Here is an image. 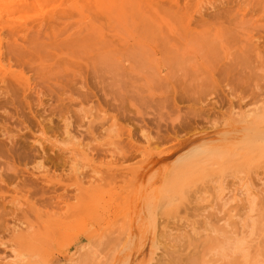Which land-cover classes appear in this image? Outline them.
<instances>
[{
	"label": "rangeland",
	"instance_id": "obj_1",
	"mask_svg": "<svg viewBox=\"0 0 264 264\" xmlns=\"http://www.w3.org/2000/svg\"><path fill=\"white\" fill-rule=\"evenodd\" d=\"M0 12V264H229L237 240L246 252L258 237L249 264H264V0H0ZM198 148L241 154L167 200L171 170Z\"/></svg>",
	"mask_w": 264,
	"mask_h": 264
},
{
	"label": "bare ground",
	"instance_id": "obj_2",
	"mask_svg": "<svg viewBox=\"0 0 264 264\" xmlns=\"http://www.w3.org/2000/svg\"><path fill=\"white\" fill-rule=\"evenodd\" d=\"M198 1V0H197ZM114 2V1H113ZM197 3V2H196ZM5 6V5H4ZM10 6V5H9ZM8 6V7H9ZM6 7V6H5ZM39 7V6H38ZM15 8V7H14ZM1 13V12H0ZM11 13V12H10ZM9 14V13H8ZM12 14V13H11ZM43 14V13H42ZM42 14H40V15H42ZM1 16H2V13H1ZM8 16V15H7ZM34 16V15H33ZM43 17V16H42ZM21 21V20H20ZM18 22V21H17ZM15 23V22H14ZM30 28V27H29ZM3 31V30H2ZM1 32V31H0ZM28 32V31H27ZM26 31H25V33H27ZM20 34H22V33H20ZM23 35V34H22ZM23 37H25V36H23ZM1 38V37H0ZM5 38H6V36H5ZM4 39V38H3ZM16 39V38H15ZM2 61H1V59H0V63H1ZM4 64V63H3ZM3 67H5L4 65H3ZM0 69H2V67H1V64H0ZM7 69V68H6ZM8 70H10V69H8ZM3 72H5V71H3ZM9 72V71H8ZM11 73V72H10ZM2 74V73H1ZM0 74V75H1ZM4 74V73H3ZM13 74H14V72H13ZM12 74V75H13ZM2 76V75H1ZM5 76V75H4ZM3 76V77H4ZM18 76H21V75H18ZM24 78V77H23ZM24 80H25V78H24ZM26 81L27 80H25V83H26ZM4 82V81H3ZM1 83V82H0ZM16 83V82H15ZM4 84V83H3ZM28 88V87H27ZM2 89V88H1ZM4 89V88H3ZM29 89V88H28ZM17 97V96H16ZM17 100V99H16ZM259 110H261L262 111V109L261 108H259ZM261 111H259V113L261 112ZM256 112V111H255ZM242 112L240 111V113L239 114H241ZM262 113V112H261ZM261 113H260V115H255V116H253V117H256V116H258V119H260L259 118V116H262L261 115ZM238 114V113H237ZM238 114V115H239ZM243 114L244 113H242V116H243ZM240 116V115H239ZM238 117L239 119H241V118H243V117ZM250 117H248V119H249ZM237 118H235V120H236ZM238 119V120H239ZM248 119H246V120H248ZM256 119V118H255ZM262 119H264V116H262ZM262 119H260V122L262 123V122H264V121H262ZM233 120V119H232ZM244 120V119H243ZM250 121V120H249ZM255 121H258V120H255ZM241 122H243L244 123V121H241ZM245 122H247V121H245ZM260 122H258V123H256V124H260ZM231 123V122H230ZM236 123H239V122H236ZM252 123H254L253 121H252ZM256 124H255V126H256ZM243 125V124H242ZM245 125L247 126V124L245 123ZM261 125H264V124H261ZM255 126H253V128L255 127ZM261 127V126H260ZM246 128V127H245ZM256 128H257V126H256ZM258 128H259V126H258ZM255 129V128H254ZM237 130V129H236ZM244 130H246V129H244ZM251 130V129H250ZM253 130V129H252ZM251 130V131H252ZM256 130V129H255ZM257 131H259V132H257ZM255 132V131H254ZM253 132V133H254ZM248 133V132H247ZM250 133V132H249ZM256 133H262V132H260V130H256ZM67 134V133H66ZM262 134H264V133H262ZM71 136V135H70ZM254 136V135H253ZM113 137V136H112ZM247 137V136H246ZM259 138V137H258ZM252 139V138H251ZM246 141H248V140H246ZM258 141H259V139H258ZM257 141V142H258ZM112 142H114V140L112 141ZM261 142V141H260ZM262 142H264V139H262ZM183 143V142H182ZM190 143V142H189ZM188 143V144H189ZM107 144V143H106ZM185 144V143H184ZM187 143L185 144L186 146L188 145ZM235 144V143H234ZM214 145V144H213ZM221 145V144H220ZM220 145H218V146H220ZM230 145V144H229ZM180 146H182V145H180ZM185 146V147H186ZM210 146V145H209ZM216 146V145H215ZM184 147V146H183ZM192 148L194 147V146H191ZM189 148V149H191L192 150V148ZM212 147V146H211ZM227 147H228V145H227ZM248 147V146H247ZM180 148V147H179ZM182 148V147H181ZM180 148V149H181ZM195 148V147H194ZM200 148V147H199ZM195 149L192 153L190 152V154H191V156H189L190 154H187V156H184V157H182L181 158V160L180 161H178V163H177V165L175 166V168L173 169V170H171V172H170V175H169V178H170V180H167V181H169V183L167 184V185H169L168 187L167 186H165L166 188H168L166 191V193H165V191L164 192H162V193H164V194H166V195H164L163 197L165 198L166 197V199L168 200L169 199V201H170V198H174V197H172V196H174L175 194L177 195V193L178 194H180V195H182V192L186 189V187L188 188V184H190L191 186H192V181H196L197 182V180H193L194 179V177L192 178V179H190L191 180V182L190 183H187L188 181H189V177L190 176H192V175H195L196 173H198L199 171H201L203 168H204V164L206 163V164H208V166H209V163H210V165L211 164H213L212 166H210V168H213V166H215L216 167V165L217 164H219L218 163V161H222V162H224L225 164L227 163V162H230V161H232L233 159H235V157H236V154H239V156L237 155V157H240V152L239 153H236L237 151V149H234L235 151H233L232 150V152H231V148L229 149V150H224V149H222V150H220V151H222V152H220V153H216V152H213V151H208L207 152V150L206 151H204L205 149H206V147H205V149H204V147L202 146L201 148H203L202 150L201 149ZM223 148V147H222ZM234 148V147H233ZM240 148V147H239ZM242 148L243 149H245V152H246V150L248 151V150H251L250 149V147H248L247 149H246V147L245 146H242ZM255 148V147H254ZM257 148H259V147H257ZM256 148V149H257ZM208 149H210V148H208ZM213 149V148H212ZM218 149V148H217ZM216 149V150H217ZM226 149V148H225ZM261 151H262V148H259ZM259 149L257 150V151H259ZM78 150H80V149H78ZM82 150V149H81ZM88 151H87V153L88 152H90L89 150L90 149H87ZM179 150V149H178ZM186 150V149H185ZM214 150V149H213ZM242 151L241 150V148L240 149H238V151ZM67 151V150H66ZM70 151V150H69ZM72 151H74V149L72 150ZM75 151H76V149H75ZM85 151V150H84ZM215 151V150H214ZM219 151V150H218ZM256 151V152H257ZM62 152V151H61ZM77 152V151H76ZM82 152V151H81ZM181 152V151H180ZM233 152H235V153H233ZM244 152V151H243ZM243 152H242V154H243ZM250 152H252V150L250 151ZM260 152V151H259ZM3 153V152H2ZM22 153V152H21ZM67 153V152H66ZM74 153V152H73ZM247 153H249V151L247 152ZM246 153V154H247ZM253 153V152H252ZM254 153H255V151H254ZM258 153V152H257ZM262 153H264V152H262ZM89 154V153H88ZM261 154V152L260 153H258V154H256V155H260ZM108 155V154H107ZM110 155V154H109ZM245 155V154H244ZM262 155V154H261ZM92 156V155H91ZM112 156H113V153H112ZM246 156V155H245ZM258 156H256V157H258ZM181 157V156H180ZM255 156H254V154H252V157H251V159L252 158H254ZM67 158H69V157H67ZM75 158V157H74ZM92 158V157H91ZM262 158H264V155H262ZM261 157H260V159H261V161L262 160H264V159H262ZM72 159V158H71ZM71 159H69V162H70V160ZM240 159V158H239ZM242 159H243V157H242ZM244 159H245V157H244ZM254 159H256V158H254ZM84 160H87V159H85L84 158ZM90 160V159H89ZM152 160V159H151ZM237 160V159H236ZM236 160H233L234 162H236ZM253 160V159H252ZM252 160H251V162H252ZM74 161V160H73ZM109 161V160H108ZM220 161V162H221ZM238 161V160H237ZM257 161H259V160H257ZM260 161V162H261ZM71 162H72V160H71ZM70 162V163H71ZM102 162V161H101ZM110 162V161H109ZM111 162H112V160H111ZM208 162V163H207ZM221 162V163H222ZM233 162V163H234ZM239 162H241V159L239 160ZM243 162V161H242ZM241 162V163H242ZM245 162H246V159H245ZM106 163V162H105ZM215 163H217V164H215ZM220 163V164H221ZM231 163V162H230ZM229 163V164H230ZM244 163V162H243ZM248 163L250 164V162L248 161ZM262 163H264V161H262ZM87 164H88V162H87ZM94 164V163H93ZM112 164V163H111ZM110 164V165H111ZM215 164V165H214ZM225 164H222V165H224V166H226ZM247 164V163H246ZM92 165V164H91ZM106 165V164H105ZM104 165V167H106ZM108 165V164H107ZM146 165V164H145ZM144 165V166H145ZM239 165H240V163H239ZM238 165V166H239ZM242 165V164H241ZM257 165V164H256ZM79 166H81L82 167V165H79ZM97 166V165H96ZM207 166V165H206ZM219 167H220V165H218ZM223 166V167H224ZM228 166V165H227ZM248 167H249V165H247ZM251 167L253 166V165H250ZM94 167V166H93ZM100 167V166H99ZM110 167V166H109ZM109 167L107 168V169H109ZM246 167V166H245ZM247 167V168H248ZM251 167H249V168H251ZM68 168V167H67ZM79 168V167H78ZM77 168V169H78ZM92 168V167H91ZM98 168V167H97ZM72 169H73V165H72ZM75 169H76V167H75ZM96 169V168H95ZM101 169V168H100ZM103 169V168H102ZM111 169V168H110ZM129 169V168H128ZM206 169V168H205ZM205 169H203V171L205 170ZM216 169H217V175H218V173H223V172H221L220 171V169H219V172H218V167H216ZM226 169H228V167H226L225 168V170ZM246 169V168H245ZM88 170V169H87ZM94 170V169H93ZM130 170V169H129ZM133 170V169H132ZM135 170V169H134ZM212 170H214L215 172H216V170L215 169H212ZM224 170V171H225ZM243 170H244V168H243ZM42 171V170H41ZM73 171H75V170H73ZM81 171V170H80ZM97 171V170H96ZM98 171H99V169H98ZM105 171V170H104ZM106 171H108V170H106ZM114 171V170H113ZM136 171V170H135ZM135 171H134V173L133 174H135ZM209 171V170H208ZM208 171H206L207 172V175H208ZM245 171V170H244ZM38 172H40L39 170H38ZM38 172H37V174L35 173V175H37V176H39L40 175V173H39V175H38ZM77 173H79L80 175H78V176H81V173L79 172V170L78 171H76ZM83 172V171H82ZM85 172V171H84ZM99 172H101V171H99ZM98 172V173H99ZM109 172V171H108ZM122 172H124V174H126V172L125 171H122ZM121 172V173H122ZM205 172V173H206ZM215 172L213 173V176H216V174H215ZM241 172V171H240ZM94 174H95V172H93ZM137 173V172H136ZM204 173V177L205 178H202V179H206V178H208V177H206V174ZM210 173V172H209ZM73 174H74V172H73ZM116 174V173H115ZM129 174H132V173H130V171H129ZM211 174H212V172H211ZM215 174V175H214ZM42 175V174H41ZM40 175V176H41ZM45 174H43L42 176L43 177H45V179H46V176H44ZM77 175V174H76ZM96 175H97V173H96ZM41 176V177H42ZM73 176H75V175H73ZM84 176V175H83ZM200 176V175H199ZM198 176V177H199ZM201 176H203L202 174H201ZM200 176V177H201ZM209 176V175H208ZM212 176V175H211ZM40 177V178H41ZM90 177V176H89ZM79 178V177H78ZM77 177H76V179H78ZM81 178V177H80ZM84 179H86L85 177H83ZM88 178V177H87ZM91 178H94V177H91ZM90 178V179H91ZM95 178H97L96 176H95ZM196 179V178H195ZM80 180V179H79ZM79 180H77L78 182H79ZM87 180V179H86ZM198 180H199V178H198ZM47 181V179L45 180V182ZM88 181V180H87ZM90 181V180H89ZM96 181V180H95ZM202 181V180H201ZM93 182V181H92ZM91 182V183H92ZM193 182V183H194ZM242 182V181H241ZM49 183V182H48ZM167 183V182H166ZM80 184V183H79ZM84 184V183H83ZM138 184V183H137ZM133 185V184H132ZM82 186V185H81ZM126 186V185H125ZM194 186V185H193ZM192 186V187H193ZM79 187V185L77 186V188ZM128 187V186H127ZM164 187V186H163ZM76 188V187H75ZM165 188V189H166ZM130 189V188H129ZM164 188H162V190H163ZM189 189H191V188H189ZM235 189V188H234ZM238 189V188H237ZM200 190V189H199ZM239 190V189H238ZM90 191V190H89ZM130 191V190H129ZM190 191V190H189ZM188 191V192H189ZM86 192V191H85ZM132 192V191H131ZM241 192V191H240ZM133 193H135V192H133ZM161 193V194H162ZM234 193H235V190H234ZM83 194V193H82ZM85 194V193H84ZM88 194V193H87ZM87 194H86V196H87ZM160 194V196H162ZM242 194H243V192H242ZM89 195V194H88ZM234 195V194H233ZM94 196V195H93ZM159 196V197H160ZM188 196V195H187ZM218 196V195H217ZM235 196V195H234ZM237 196V195H236ZM84 197V196H83ZM82 197V198H83ZM89 197V196H88ZM163 197H160V199H158V202L160 203V201L163 203V200H161ZM177 197V196H176ZM181 197V196H180ZM196 197V196H195ZM87 200V202L89 201V199L87 198V197H85ZM89 198H91V197H89ZM93 198V197H92ZM97 198H99V197H97ZM233 198V197H232ZM175 200H176V198H174ZM182 200H183V198H181ZM236 199H238V198H236ZM160 200V201H159ZM169 201L167 202V204H165L166 202H165V200H164V206H162V203H161V206L163 207V209H164V207H166V206H171V207H174V206H178L179 204H172V200H171V204H169ZM184 201V200H183ZM83 202H85V201H83ZM82 202V203H83ZM93 202V201H92ZM158 202H157V206L159 207V208H161L160 207V204H158ZM85 204V203H84ZM87 204V203H86ZM155 205V206H156ZM181 205H183V204H181ZM189 205V204H188ZM21 206V205H20ZM150 206V204L148 205V207ZM249 206V205H248ZM82 207V206H81ZM81 207H79V208H81ZM249 208V207H248ZM77 209V208H76ZM158 209V208H157ZM172 209V208H171ZM80 210V209H79ZM87 210V209H86ZM233 210V209H232ZM149 211V210H148ZM174 211H175V209H174ZM250 211V210H249ZM154 212V211H153ZM166 213H167V211H165ZM229 212V211H228ZM166 213H165V215H166ZM177 213V212H176ZM125 214V213H124ZM155 214V213H154ZM169 214V213H168ZM159 215V214H158ZM162 215H164V214H162ZM129 216V215H128ZM167 216H169V215H167ZM234 216V215H233ZM71 217L72 216H70V219H69V217H68V219H69V221L71 222ZM73 218V217H72ZM114 218V217H113ZM163 218V217H162ZM232 218V217H231ZM235 218H237V216L235 215V217H234V219ZM49 219H51V218H49ZM49 219L48 220H46V221H49ZM76 219V218H75ZM130 219V218H129ZM225 218H223V220H224ZM233 219V218H232ZM251 219H253V218H251ZM40 220H42V219H40ZM78 220V219H77ZM228 220H230V218L228 219ZM43 221V220H42ZM42 221H40V222H42ZM45 221V220H44ZM65 221H67V220H65ZM64 221V222H65ZM73 221V220H72ZM126 221V220H125ZM134 221V220H133ZM221 221H222V219H221ZM243 221H245V220H243ZM260 221V220H259ZM251 222V221H250ZM46 224L48 223V222H45ZM50 223V222H49ZM48 223V224H49ZM52 223V222H51ZM58 222H55V223H53V224H57ZM62 223H63V220H62ZM61 223V224H62ZM66 224L68 223V222H65ZM64 223V229L65 228H67V226H69L70 225V223H69V225H66ZM74 223V222H73ZM72 223V224H73ZM129 223V222H128ZM23 224V223H22ZM45 224V225H46ZM246 224V223H245ZM21 225V224H20ZM50 225V224H49ZM58 225H60V224H58ZM121 225V224H120ZM128 225V224H127ZM249 225H251V227H250V229H251V232H255V231H257L258 230V227H259V225L257 226V224L253 221L251 224H249ZM24 226H25V224H24ZM30 226H32V225H30ZM30 226L27 224V228L29 227L30 228ZM47 226V225H46ZM55 227H57V226H55ZM60 227V226H59ZM62 227H63V225H62ZM62 227H60L62 230H63V228ZM70 227V226H69ZM179 227V226H178ZM247 227V226H246ZM17 228V227H16ZM15 228V229H16ZM24 228H26V227H24ZM26 228V229H27ZM43 228V227H42ZM50 228H52L51 226H50ZM53 228H54V226H53ZM126 228V227H125ZM58 228H56V230H57ZM61 229H59L60 231H61ZM122 229V228H121ZM129 229V228H128ZM184 229V228H183ZM31 230V229H30ZM34 230V229H33ZM38 230V229H37ZM48 230H49V228H48ZM52 230V229H51ZM50 230V232H52ZM25 231H27V230H25ZM42 231V230H41ZM179 231V230H178ZM181 231H182V229H181ZM185 231V230H184ZM28 232V231H27ZM45 232V231H44ZM124 232V231H123ZM222 232H223V230H222ZM240 232H241V230H240ZM246 232V231H245ZM244 232V233H245ZM260 232V231H259ZM14 233V232H13ZM33 233V232H32ZM46 233V232H45ZM48 233V232H47ZM47 233L45 234V235H47ZM126 233H127V231H126ZM186 233V232H185ZM219 233H221V232H219ZM224 233V232H223ZM222 233V238L221 239H224L223 240V242L225 241L226 243H228L229 241H231V237H230V235H232V233H229V235H228V232H225V234H223ZM243 233V234H244ZM249 233V232H248ZM24 234H26V233H24ZM37 234V233H36ZM53 234H55V233H53ZM52 234V235H53ZM60 234H62V233H60ZM128 235H129V232L127 233ZM243 234H242V236H243ZM252 234V233H251ZM254 234V233H253ZM252 234V235H253ZM32 235V234H31ZM38 235H39V237H38ZM38 235H36L37 236V238H40V235H42V236H44L42 233L40 234H38ZM49 235V234H48ZM47 235V236H48ZM255 235V234H254ZM262 235V234H261ZM36 236H35V239H36ZM27 237V236H26ZM29 237L31 238V236L29 235ZM188 237V236H187ZM206 237V236H205ZM220 237H221V235H220ZM233 237V236H232ZM236 237V236H235ZM257 237V236H256ZM30 238H29V240H30ZM42 238V237H41ZM216 238H218V237H216ZM241 238V237H240ZM259 238V237H258ZM257 238V239H258ZM20 239H22V238H19V240ZM28 238H24V240H25V243H26V241H28L27 240ZM164 239V238H163ZM188 239H189V237H188ZM206 239V238H205ZM234 239V238H233ZM239 239V238H238ZM244 239V238H243ZM249 239H250V237H249ZM257 239H255V240H253V243H254V241H256ZM23 240V239H22ZM24 240L22 241V243L20 242L19 244L20 245H23V246H25V245H27V243L24 245L23 244V242H24ZM31 240H34L33 239V236H32V239ZM240 240V239H239ZM246 240V239H245ZM18 241V240H17ZM244 241V240H243ZM29 242V241H28ZM164 242H166V240L164 241ZM212 242V241H211ZM222 242V241H221ZM220 242V243H221ZM210 243V242H209ZM236 243H237V247H236V245H235V247H233V249L232 250H230V254H231V256H230V263L229 264H249L254 258H255V256H260L259 255V253H260V250H259V246H258V244L256 243V244H253L252 242H250L251 243V248L249 249V250H247L246 248V252L244 251V247H243V245L244 244H241L242 242L241 241H239L238 242V240L236 241ZM246 243V242H245ZM29 244L31 245V242H29ZM247 244H249V243H247ZM29 245V246H30ZM233 245H234V243H233ZM232 245V246H233ZM241 245H242V247H241ZM28 246V245H27ZM28 246V247H29ZM220 246V245H219ZM223 246V245H222ZM221 246V247H222ZM229 246V245H228ZM248 246H250V245H248ZM246 247V246H245ZM218 248V247H217ZM210 249V248H209ZM209 249H207V251L209 250ZM219 249V248H218ZM222 248H220V250H221ZM222 250H224V249H222ZM168 251H170L169 249H168ZM168 251H166L167 253H168V255H170L169 253L171 252V256H170V258L171 257H174V256H176V255H174V253H173V251H175V250H171L170 252H168ZM152 252V251H151ZM253 252H255V256H253ZM176 254H178L177 252H175ZM232 253H234V254H232ZM224 254H225V256H226V254L227 255H229L228 253H226V251H224ZM21 255V254H20ZM74 255V254H73ZM179 255V254H178ZM214 255V254H213ZM222 256V255H221ZM178 257V256H177ZM177 257L175 258V259H177ZM182 257V256H181ZM22 258V257H21ZM24 258V257H23ZM4 259V258H3ZM16 259V258H15ZM18 259V258H17ZM154 259V258H153ZM179 259H180V257H179ZM19 260H21L20 258H19ZM71 261V260H70ZM178 261V260H177ZM180 261H182L181 259H180ZM200 261V260H199ZM203 261V260H202ZM17 262H19V261H17ZM174 262V261H173ZM11 263V262H10ZM70 263V262H69ZM110 263V262H109ZM183 263V262H182ZM200 263H201V261H200ZM203 263V262H202ZM14 264V263H13ZM16 264V263H15ZM127 264V263H126ZM173 264V263H172ZM253 264V263H252ZM256 264V263H255Z\"/></svg>",
	"mask_w": 264,
	"mask_h": 264
}]
</instances>
